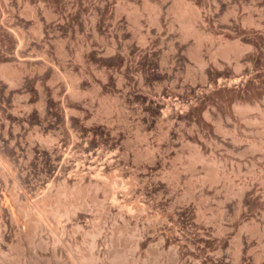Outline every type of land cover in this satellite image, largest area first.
Instances as JSON below:
<instances>
[{
    "label": "rangeland",
    "instance_id": "374dc122",
    "mask_svg": "<svg viewBox=\"0 0 264 264\" xmlns=\"http://www.w3.org/2000/svg\"><path fill=\"white\" fill-rule=\"evenodd\" d=\"M177 1L0 0V158L11 170L0 165V264H69L68 247L85 250L97 230L99 257L117 241L155 264H233L241 234L240 262L264 264V133L245 121L264 111V0H186L199 7L198 50L168 10ZM228 40L247 45L241 56L215 57ZM210 161L216 183L204 181ZM80 180L103 185L97 204L90 196L27 238L19 206Z\"/></svg>",
    "mask_w": 264,
    "mask_h": 264
},
{
    "label": "bare ground",
    "instance_id": "6f19581e",
    "mask_svg": "<svg viewBox=\"0 0 264 264\" xmlns=\"http://www.w3.org/2000/svg\"><path fill=\"white\" fill-rule=\"evenodd\" d=\"M5 1V0H4ZM244 1V0H243ZM210 2V1H209ZM261 2V1H260ZM223 3V2H222ZM224 3H225V0H224ZM231 3V2H230ZM242 3H244V2H242ZM253 3V2H252ZM27 4V3H26ZM146 4L148 5V6H151L150 4H148V2L146 1ZM173 4V3H172ZM227 4V3H226ZM246 4V3H245ZM244 4V5H245ZM236 5H237V3H236ZM235 5V6H236ZM243 5V4H242ZM172 6V5H171ZM171 6H170V8H168V10L169 9H172V11L173 10H175L176 12H177V15H178V22H179V25H180V31L182 32V36L181 37H183L182 39H189L190 37H194L195 39H196V49L198 50V48H200V46L202 45L201 44V41H202V39H203V35L204 34H202L201 32L202 31H200V29L198 28V25H197V23H198V20H200L199 18H200V13H199V7H196V6H194V5H192V4H190L189 2H187L186 0H178L173 6H172V8H171ZM218 6V5H217ZM222 6V5H221ZM220 6V7H221ZM203 7H205V6H203ZM210 6H208V8H209ZM243 7V6H242ZM253 7V6H252ZM27 8H30V7H27ZM211 8H213V7H211ZM210 8V9H211ZM215 8V10H216V8L218 9L219 8V6L218 7H214ZM234 8V7H233ZM233 8H232V10H233ZM254 8H256V7H254ZM34 9V8H33ZM250 9H252V8H250ZM249 9V10H250ZM261 9V8H260ZM156 10V9H155ZM200 10H201V8H200ZM204 10H208V9H206V8H204ZM232 10H228L230 13L232 12ZM171 11V10H170ZM175 11H173L174 12V14H175ZM202 11H203V9H202ZM217 11H219V10H217ZM221 11V10H220ZM209 12V11H208ZM227 12V11H226ZM259 11H257V13H258ZM261 12V11H260ZM259 12V13H260ZM213 13V9H212V12H211V14ZM215 13V12H214ZM233 13V12H232ZM231 13V14H232ZM30 14V13H29ZM205 14H207V13H205ZM216 14V13H215ZM218 14H219V12H218ZM234 14H235V12H234ZM261 14V13H260ZM33 15V14H32ZM176 15V14H175ZM202 15V14H201ZM223 16V15H222ZM230 16V15H229ZM238 16V15H237ZM248 16H250V15H248ZM247 16V17H248ZM256 16H258V15H256ZM234 17V16H233ZM254 17V16H253ZM260 17V16H259ZM258 17V18H259ZM224 18H226V17H224ZM264 18V17H263ZM234 19V18H233ZM239 19V18H238ZM252 19H254V18H252ZM240 20V19H239ZM262 20H264V19H262ZM261 21V20H260ZM252 22V21H251ZM262 22V21H261ZM261 22H260V24H261ZM228 23H230V22H228ZM155 24H156V22H155ZM252 24V23H251ZM253 24H255L254 22H253ZM252 24V25H253ZM257 24H258V22H257ZM259 26V25H258ZM181 32H180V34H181ZM204 39H205V37H204ZM187 41V40H186ZM226 41V40H225ZM224 42V41H223ZM235 42H237V41H235ZM240 44V43H239ZM238 44V42L237 43H230L229 42V40H228V42L226 43L225 42V45L223 44L222 46H220L219 47V49L215 52V54H214V56L215 57H218V56H220V57H222V58H224V59H229L231 56H233V55H235V57L237 56H241V54L243 53V51L245 50V47L247 46H245V47H243V45H245V44H243L242 46L241 45H239ZM242 44V43H241ZM250 46V45H249ZM196 50V51H197ZM197 52H192L191 53V55L193 56V57H196V54ZM236 57V58H237ZM241 57H239V59H240ZM197 59V58H196ZM235 59V58H234ZM238 60V59H237ZM199 63L201 64V65H203V61H201V60H199ZM17 72V71H16ZM16 75H17V73H16ZM15 75V76H16ZM245 104V103H244ZM238 106H240V105H238ZM256 109H257V107H255ZM254 108H251L250 106H242V107H238L237 108V112L241 115V114H245V113H248V112H251L252 110H253ZM262 112V111H261ZM260 114V113H259ZM259 114H258V117H250V118H248V117H244L243 119H246L245 121H247V123H248V125L250 124V125H255V126H259L260 128H261V135H262V133H264V111L261 113V115L259 116ZM242 116V115H241ZM246 116V115H245ZM257 130H260V129H257ZM259 131H257V133H258ZM49 143V142H48ZM257 143V142H256ZM252 144V143H251ZM262 146V145H261ZM251 148V147H250ZM252 148H254V149H257V148H259V146L257 145V144H253L252 145ZM253 151V150H252ZM255 151V150H254ZM262 151H264L263 149H262ZM199 152V151H198ZM204 157L201 155V154H199V153H196L195 155H193L192 156V161L191 162H193V163H195V162H203L204 161ZM210 162H212V161H210ZM204 163V162H203ZM208 164V163H207ZM0 165L3 167V169L5 170L4 172H8V173H11L10 171V169L5 165V163L1 160V158H0ZM97 168V167H96ZM2 169V170H3ZM102 169V168H101ZM94 170V169H93ZM99 172H101V171H99ZM2 173V172H1ZM3 174V173H2ZM96 174V173H95ZM98 174V173H97ZM99 175V174H98ZM103 175V174H102ZM205 177H204V181L205 182H208V183H216L218 180L220 181V177H222L221 176V174L219 173V171H218V166H217V162H212L211 164H210V167H208L207 168V172L205 171ZM16 176V175H15ZM95 176V175H94ZM110 176V175H109ZM227 176V175H226ZM4 177H6V175L4 176ZM83 177H84V175H83ZM113 177V176H112ZM86 178V177H85ZM98 178H100V177H98ZM103 178V177H102ZM200 179V178H199ZM225 179H226V177H225ZM94 180V179H93ZM201 180V179H200ZM81 181V180H80ZM100 182H102L101 180H99ZM104 181V180H103ZM202 181V180H201ZM91 182V181H90ZM93 182V181H92ZM98 182V181H97ZM81 183H82V181L80 182V183H77V184H74L72 187H69V186H67V184L64 182V183H60V185L57 187L58 189H56L57 191H54V192H52V191H47L44 195H42L43 197L40 199V200H38L39 198H37V201L36 202H31V203H29V204H26V205H21V206H19V211H20V213H21V215L23 216V217H28L29 219H27V220H29V224H30V231H29V234L28 235H26L27 236V238L29 237L30 238V236H32L31 237V239H33V236L34 235H32L34 232H35V230L37 229V228H40V227H46L47 229L49 228V226L52 224V226H54L53 225V222L52 221H55V220H57V219H59L60 217H65V218H67V219H71L73 216H75L76 215V212H77V210L81 207L82 208V206L84 205V204H86V200H87V198H90V196H92L91 195V193H92V191H94V190H99V189H103V187L101 188V186H103L102 184L101 185H99V184H96V185H93L94 183H96V182H94L92 185L93 186H90L89 185V187H84V185L82 186L81 185ZM99 183V182H98ZM106 183V182H105ZM109 183V182H108ZM199 183H201V182H199ZM18 184V183H17ZM109 184H111V183H109ZM205 184H207V183H205ZM248 184V183H247ZM16 185V184H15ZM108 185V184H107ZM107 185H106V188H107ZM48 186V185H47ZM105 186V185H104ZM242 186V185H241ZM244 186V185H243ZM250 186V185H249ZM51 187V186H50ZM109 187V186H108ZM112 187H113V185H112ZM246 187H247V185H246ZM13 188V187H12ZM105 188V187H104ZM105 188V189H106ZM120 188V187H119ZM127 188V187H126ZM14 189H16V188H14ZM48 189H49V187H48ZM236 189V188H235ZM55 190V189H54ZM104 190V189H103ZM102 190V191H103ZM119 190H122V189H119ZM129 190V189H128ZM128 190L127 189H125L123 192H124V194H126V195H128L129 194V192H131L132 191V188H131V190L128 192ZM237 190V189H236ZM240 190V189H239ZM244 191L245 190V186H244V189H241V191ZM11 191V190H10ZM16 191H17V189H16ZM45 191V190H44ZM105 191H107V190H105ZM109 191V190H108ZM133 191H135V190H133ZM240 191V192H241ZM15 192V191H14ZM95 192V191H94ZM93 192V194L95 195V193ZM111 192H112V190H111ZM111 192H109V193H111ZM236 192V191H235ZM237 192H238V190H237ZM102 193V192H101ZM114 193V192H113ZM122 193V192H121ZM132 193V192H131ZM190 193V192H189ZM192 193V192H191ZM234 193V192H233ZM239 193V192H238ZM245 193V192H244ZM240 194V193H239ZM6 195V194H5ZM99 195V194H98ZM115 195V194H114ZM122 195H123V193H122ZM130 195V194H129ZM131 195H133V193L131 194ZM238 195V194H237ZM20 196V195H19ZM96 196V195H95ZM94 196V197H95ZM110 196V195H109ZM116 197H117V195H115ZM136 196V195H135ZM98 197V196H97ZM126 197V196H125ZM128 197H130V196H128ZM138 197V196H137ZM136 197V198H137ZM241 197V196H240ZM243 197V196H242ZM92 198H93V196H92ZM106 198V197H105ZM136 198H134V199H136ZM12 199H13V202L15 201V204H18V205H20V199H19V197L16 195V194H13V196H12ZM94 199H96L97 200V198H93V199H91L92 200V202L94 201ZM127 199H129V198H127ZM206 199V198H205ZM242 199V198H241ZM1 200V199H0ZM27 200V199H26ZM94 201L93 202V204H97V201ZM113 200V199H112ZM115 200V199H114ZM113 200V201H114ZM2 201H3V199H2ZM8 201V200H7ZM116 201V200H115ZM114 201V202H115ZM139 201V200H138ZM11 202V201H10ZM87 202H89L88 200H87ZM104 202V201H103ZM2 203V202H1ZM6 203V202H5ZM101 203V202H100ZM140 203V202H139ZM240 203H241V200H240ZM4 204V203H3ZM91 204V203H90ZM137 205H136V207L138 206V207H140L139 208V211H141V212H145V208H147V207H141V205L139 206V204L138 203H136ZM242 204V203H241ZM241 204H240V206H241ZM100 205V204H99ZM103 205V204H102ZM5 206V205H4ZM85 206V205H84ZM239 205H238V207H240ZM1 207H2V205H1ZM18 207V206H17ZM86 207V206H85ZM102 207V206H101ZM149 207V206H148ZM3 208V207H2ZM14 208V207H13ZM99 208H100V206H99ZM105 208V207H104ZM127 208V207H126ZM150 208V207H149ZM1 209V208H0ZM128 209V208H127ZM138 209V208H137ZM241 208H239V210H240ZM13 210V209H12ZM83 210V209H82ZM237 211V210H236ZM241 211V210H240ZM12 212V211H11ZM14 212V211H13ZM12 212V213H13ZM79 212V211H78ZM104 212V211H103ZM242 212V211H241ZM3 213V212H2ZM18 213V212H17ZM102 213V212H101ZM122 213V212H121ZM127 213V212H126ZM129 213H131V212H129ZM14 214H15V212H14ZM13 214V215H14ZM105 214V213H104ZM120 214V213H119ZM132 214V213H131ZM140 214V213H139ZM103 215V214H102ZM122 215V214H121ZM134 215V214H133ZM133 215H131V217L133 216ZM137 215V214H136ZM156 215V214H155ZM236 215V214H235ZM241 215V214H240ZM11 216H12V214H11ZM18 216V215H17ZM77 216H78V213H77ZM237 216V215H236ZM155 217H157V215L155 216ZM238 217H240V216H237V218ZM15 219V221H18V218L16 217V215H15V217H14ZM77 218V217H76ZM163 218V217H162ZM236 218V217H235ZM20 219V218H19ZM127 219V218H126ZM157 219V218H156ZM163 220V219H162ZM25 221V220H24ZM23 221V222H24ZM50 221H51V224H50ZM73 221V220H72ZM138 221V220H137ZM158 221V220H157ZM57 222V221H56ZM59 222V221H58ZM62 222V221H61ZM69 222V221H68ZM123 222V221H122ZM125 222H126V220H125ZM148 222V221H147ZM156 222V221H155ZM6 223V222H5ZM12 223V222H11ZM20 223H22V221L20 222ZM19 223V225H21ZM26 223H27V221H26ZM63 223V222H62ZM128 223V222H127ZM256 223V222H255ZM4 224V223H3ZM13 224V223H12ZM102 224V223H101ZM25 225V224H24ZM27 225H28V223H27ZM26 225V226H27ZM49 225V226H48ZM115 225V224H114ZM125 225H126V223H125ZM51 226V227H52ZM84 226V225H83ZM128 226V225H127ZM127 226H126V228H127ZM253 226V225H252ZM17 227V226H16ZM21 227V226H20ZM51 227H50V229H51ZM55 227V226H54ZM72 227V226H71ZM89 227V226H88ZM96 227V226H95ZM101 227V226H100ZM105 227V226H104ZM116 227V226H115ZM124 227V226H123ZM244 227V226H243ZM27 228H28V226H27ZM86 228V227H85ZM102 228V227H101ZM117 228V227H116ZM125 228V227H124ZM221 228V227H220ZM246 228H248V227H245V230H247ZM24 229V228H23ZM26 229V228H25ZM61 229H62V227H61ZM61 229H60V231H61ZM104 229V228H103ZM102 229V230H103ZM256 229V228H255ZM264 229V228H263ZM29 230V229H28ZM115 230V229H114ZM113 230V231H114ZM125 230V229H124ZM124 230L123 229H120L119 230V235H117V236H121V235H124L123 233H124ZM137 230V229H136ZM252 230V229H251ZM260 230V229H259ZM16 231V230H15ZM77 231V230H76ZM84 232H85V230H83ZM264 231V230H263ZM63 232V231H62ZM61 232V233H62ZM97 232H99L98 230H97ZM97 232L96 231H91V232H87L86 234H85V236L84 237H86V239H85V241H87V246H86V249L85 250H83V249H81V248H79V247H72V246H70V247H68V249H67V255H68V257H69V259H68V261L70 260V263L69 264H155V263H151L150 262V260H152L151 258H150V260H149V258H144V257H146V256H148V255H146V256H144V257H142V256H140V257H138V255H137V258H135V257H131V255L133 254H131V252L133 251L134 252V250L135 249H137L138 247H139V244H136L135 246H131V247H129V246H127V248H125V247H120V246H118V245H121V244H119V243H121V242H117L116 240L118 239H114L113 241L115 242L116 241V244H118V245H116V244H114L113 242H111V243H113L111 246H110V248H109V250L108 251H106V253H105V255H104V257H103V255H102V257H99L98 256V254H96L95 252H94V249L96 248V245H97V243H96V236H97ZM115 232V231H114ZM220 232V231H219ZM223 232V231H222ZM252 232V231H251ZM255 232V231H254ZM259 232V231H258ZM261 232V231H260ZM25 233V232H24ZM52 233L54 234V235H56L55 237H54V243L55 244H57V243H60L61 241H62V239L60 238L61 237V235H60V237H58V231L57 230H55V228L52 230ZM60 233V234H61ZM82 233V232H81ZM135 233H137V232H135ZM83 234V233H82ZM105 234V233H104ZM258 234V233H257ZM260 234V233H259ZM23 236H25V234H22ZM116 235V234H115ZM114 235V236H115ZM222 235V234H221ZM20 236V235H19ZM133 236V235H132ZM218 236H219V234H218ZM261 236V235H260ZM35 237V236H34ZM111 237V236H110ZM122 237V236H121ZM120 237V238H121ZM147 237V236H146ZM149 237V236H148ZM152 237V236H151ZM155 237V236H154ZM242 237L243 236H241V234L239 235L238 234V236L236 237V238H234V242L235 243H233L234 244V246H235V248H234V253L232 254L233 255V257H232V263L233 264H240L241 262H240V260H242L241 259V257H242V254L244 253L243 252V247H244V244H243V239H242ZM20 238V237H19ZM24 237H22V239H23ZM36 238V237H35ZM99 238V237H98ZM105 238V237H104ZM107 238V237H106ZM260 238V237H259ZM262 238V237H261ZM113 239V238H112ZM122 239V238H121ZM158 239V238H157ZM26 240V239H25ZM27 240H29V239H27ZM34 240V239H33ZM106 240V239H105ZM123 240H125V239H123ZM127 240V239H126ZM233 240V239H232ZM260 240V239H259ZM100 241V240H99ZM119 241H120V239H119ZM141 241V240H140ZM263 241V240H262ZM24 242V241H23ZM63 242V241H62ZM61 242V243H62ZM233 242V241H232ZM18 243H20V242H18ZM21 243H22V241H21ZM26 243H28V241H26ZM25 243V244H26ZM29 243H30V240H29ZM32 243V242H31ZM108 243V242H107ZM124 243V242H123ZM127 243V242H126ZM159 243V242H158ZM262 243V242H261ZM24 244V243H23ZM23 244H21L22 245V247L24 248V246H23ZM33 244V243H32ZM40 244H42L43 245V243H40ZM54 244V245H55ZM85 244V243H84ZM83 244V245H84ZM248 244V243H247ZM260 244V243H259ZM21 245H19V246H21ZM38 245V244H37ZM36 245V246H37ZM57 245H59V244H57ZM105 245V244H104ZM161 245V244H160ZM163 245V244H162ZM161 245V246H162ZM41 246V245H40ZM44 246H45V244H44ZM79 246V245H78ZM121 246H124V245H121ZM160 246V247H161ZM263 246H264V244H263ZM17 247H18V245H17ZM39 247V246H38ZM67 247V246H66ZM106 247V246H105ZM129 247V248H128ZM153 247V246H152ZM157 247V246H156ZM159 247V246H158ZM21 248V247H20ZM19 248V249H20ZM140 248V247H139ZM155 248V247H154ZM154 248H152V249H154ZM174 248H176V247H174ZM22 249V248H21ZM27 249H28V247H27ZM36 249H38V248H36ZM149 249V248H148ZM151 249V250H152ZM161 249V248H160ZM261 249H263L262 248V245H261ZM17 250V249H16ZM32 250V249H31ZM42 250H43V248H42ZM138 250V249H137ZM147 250V249H146ZM157 250H158V248H157ZM264 250V249H263ZM20 251H22V250H20ZM28 251H30V250H28ZM139 251V250H138ZM148 251H150V250H148ZM154 250H152V252H153ZM248 251V250H247ZM251 251V250H250ZM249 251V252H250ZM57 252V251H56ZM155 252V251H154ZM215 252V251H214ZM220 252H222L221 250H220ZM263 252V251H262ZM0 253H2V250H1V252ZM6 253V252H5ZM30 253H31V251H30ZM66 253V252H65ZM136 253V252H135ZM151 253V252H150ZM16 254V253H15ZM20 255H19V257L21 256V253H19ZM56 254V253H55ZM153 254V253H152ZM173 254V253H172ZM217 254V253H216ZM34 255H36V254H34ZM135 255V254H134ZM220 255V254H219ZM16 256V257H15ZM14 257L15 258H17V256L18 255H15ZM150 256H152V255H150ZM154 256V255H153ZM157 256H158V252H157ZM174 256V255H173ZM260 257H261V255H259ZM11 256H9V258H10ZM26 257V256H25ZM34 257V256H33ZM36 257V256H35ZM55 257H57V256H55ZM161 257V256H160ZM163 257V256H162ZM161 257V258H162ZM3 258V257H2ZM7 258V257H6ZM14 258V259H15ZM21 258H23V256L21 257ZM48 258V257H47ZM52 258V257H51ZM60 258H62V257H60ZM155 258H157V257H155ZM155 258H153V260L155 259ZM173 258V257H172ZM212 258V257H211ZM3 259H5V258H3ZM38 258H36V260H37ZM45 259V258H44ZM256 259V264H259V260H260V258H255ZM43 260V259H42ZM48 260V259H47ZM152 260V261H153ZM227 260V259H226ZM231 260V259H230ZM4 261V260H3ZM12 261H14L13 259H12ZM11 261V262H12ZM17 261H19V258H18V260ZM17 261H15L16 263H17ZM21 262H22V260H20ZM19 261V262H20ZM30 261V260H29ZM61 261V260H60ZM59 261V262H60ZM154 261H156V260H154ZM263 261V260H262ZM5 262H7V260L5 261ZM8 262H9V260H8ZM18 262V263H19ZM32 262V261H31ZM35 262V261H34ZM37 262V261H36ZM40 262V264H41V262L42 261H39ZM52 262V261H51ZM54 262H56V260L54 261ZM58 262V261H57ZM227 263H228V261H226ZM1 263V262H0ZM3 263V262H2ZM48 263V262H47ZM243 263V262H242ZM241 263V264H242ZM4 264V263H3ZM7 264V263H6ZM13 264H14V262H13ZM34 264V263H33ZM42 264H44V263H42ZM49 264V263H48ZM65 264H68V263H65ZM157 264H159V262H157ZM161 264V263H160ZM225 264V263H224ZM262 264V263H261Z\"/></svg>",
    "mask_w": 264,
    "mask_h": 264
}]
</instances>
